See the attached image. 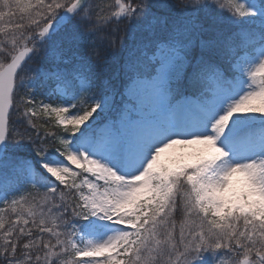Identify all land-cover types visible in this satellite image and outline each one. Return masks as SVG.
I'll return each instance as SVG.
<instances>
[{
	"label": "snow or ice",
	"instance_id": "snow-or-ice-1",
	"mask_svg": "<svg viewBox=\"0 0 264 264\" xmlns=\"http://www.w3.org/2000/svg\"><path fill=\"white\" fill-rule=\"evenodd\" d=\"M0 264H264V0H0Z\"/></svg>",
	"mask_w": 264,
	"mask_h": 264
},
{
	"label": "trees",
	"instance_id": "trees-1",
	"mask_svg": "<svg viewBox=\"0 0 264 264\" xmlns=\"http://www.w3.org/2000/svg\"><path fill=\"white\" fill-rule=\"evenodd\" d=\"M176 1H179V0H173L174 3H176ZM17 19H19V17H17ZM35 66V65H34ZM111 71V70H110ZM110 74V73H109ZM40 98V97H38ZM41 119H47L46 117H42Z\"/></svg>",
	"mask_w": 264,
	"mask_h": 264
},
{
	"label": "rangeland",
	"instance_id": "rangeland-1",
	"mask_svg": "<svg viewBox=\"0 0 264 264\" xmlns=\"http://www.w3.org/2000/svg\"><path fill=\"white\" fill-rule=\"evenodd\" d=\"M112 2H114V0H112ZM182 0L176 1L177 4L181 3Z\"/></svg>",
	"mask_w": 264,
	"mask_h": 264
}]
</instances>
